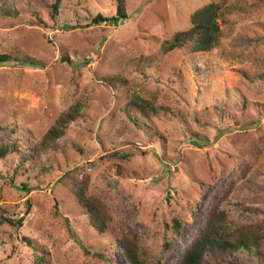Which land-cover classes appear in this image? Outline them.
<instances>
[{
	"label": "rangeland",
	"instance_id": "1",
	"mask_svg": "<svg viewBox=\"0 0 264 264\" xmlns=\"http://www.w3.org/2000/svg\"><path fill=\"white\" fill-rule=\"evenodd\" d=\"M54 2L0 3V54L13 58L0 64V145L16 147L0 158V209L15 221L0 223V264H127L122 230L146 263L174 264L214 205L264 229V0H125L115 25L92 22L115 0H60L51 15ZM211 2L218 44L164 53ZM76 103L57 149L38 151ZM82 187L112 216L104 233L77 202ZM204 264H264V232L260 253Z\"/></svg>",
	"mask_w": 264,
	"mask_h": 264
},
{
	"label": "trees",
	"instance_id": "2",
	"mask_svg": "<svg viewBox=\"0 0 264 264\" xmlns=\"http://www.w3.org/2000/svg\"><path fill=\"white\" fill-rule=\"evenodd\" d=\"M4 0H0V3ZM60 0H55L51 5V15L58 10ZM219 6L211 2L196 9L190 15V26L182 31H177L171 39L162 43L164 53L172 52L187 44L191 45L192 52H209L219 42L220 30L217 23ZM127 17L125 0H115V13L110 17L100 14L93 17L92 22L99 24L102 22H112L114 25L119 20ZM13 58L6 54H0V64L12 61ZM131 100V104L138 107L144 114L155 113L156 109L151 101L145 100L138 95ZM80 116L79 103L73 104L67 111L61 113L54 123L41 136L37 150L41 152L55 151L58 146V139L65 135L68 125ZM16 147L6 143L0 145V158L15 152ZM37 152V151H36ZM77 202L84 206L90 224L99 233H104L112 221V216L104 203L96 196L88 195L83 187L74 191ZM12 218L0 209V223L14 224ZM22 223V218L18 220ZM182 222L173 218L171 229L174 236L180 232ZM264 229L262 224L234 225L228 220L225 210L214 205L205 217L202 228L195 238H193L179 254L174 264H204L205 255L214 258L217 263L224 262L235 252H245L248 254L260 253ZM117 246L121 250L123 259L127 264H148L140 256L139 243L136 235H132L129 230L120 231L117 239ZM169 243L166 241L165 246Z\"/></svg>",
	"mask_w": 264,
	"mask_h": 264
}]
</instances>
